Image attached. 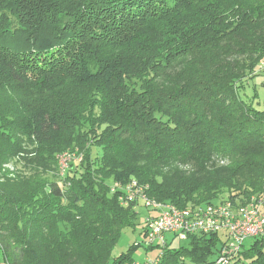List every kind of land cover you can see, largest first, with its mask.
Masks as SVG:
<instances>
[{"label":"trees","instance_id":"trees-1","mask_svg":"<svg viewBox=\"0 0 264 264\" xmlns=\"http://www.w3.org/2000/svg\"><path fill=\"white\" fill-rule=\"evenodd\" d=\"M263 55L264 0H0L6 264L133 262L112 258L139 206L115 183L178 209L258 199L264 109L239 89ZM66 152L82 160L61 175ZM249 240L231 264H264ZM187 242L157 264H213L222 238Z\"/></svg>","mask_w":264,"mask_h":264},{"label":"built area","instance_id":"built-area-1","mask_svg":"<svg viewBox=\"0 0 264 264\" xmlns=\"http://www.w3.org/2000/svg\"><path fill=\"white\" fill-rule=\"evenodd\" d=\"M258 72L264 73V55L259 62ZM81 157L70 152L61 154L60 174H64L70 162H80ZM116 191L123 193L118 199L121 205L128 206L140 201L146 209L155 212L153 217L147 219L144 231L146 247L156 241L165 246L166 234L182 239L195 234H217L221 235L222 243L218 246L213 264H231L242 251L246 240L264 239V190L258 199L246 205L234 206L227 202L214 207L184 209L150 200L145 196L144 189L134 181L124 186L114 184L111 192L116 193ZM160 257L161 255L155 261L146 264H157Z\"/></svg>","mask_w":264,"mask_h":264},{"label":"rangeland","instance_id":"rangeland-1","mask_svg":"<svg viewBox=\"0 0 264 264\" xmlns=\"http://www.w3.org/2000/svg\"><path fill=\"white\" fill-rule=\"evenodd\" d=\"M263 1V0H258ZM260 62V60H259ZM259 65V63H258ZM258 65L256 73H250L245 80L242 82L241 89H239V95L247 103H253L254 107L263 110L264 109V73L258 72ZM77 152V151H75ZM94 153L98 156L101 155L99 148L94 149ZM223 164V163H221ZM225 164V163H224ZM4 173L10 175L9 177H14L17 173H22V168L15 167L13 164L3 167ZM132 182V180L130 181ZM117 184V183H115ZM148 198V197H147ZM152 200V199H150ZM139 206L136 207V225L134 228H124L121 231L120 238L112 252V258L119 257L121 254L127 253L130 248H133L131 258L133 262L137 264H146L155 261L159 255H163L165 246L171 248H180L187 246V238H176L172 234H166L164 238L165 246L162 243L156 241L151 246H145L144 231L147 226V219L153 217L155 212L150 209H146L143 202L139 201ZM251 240H246L244 243V248L247 249ZM146 248V250H145ZM187 263V262H185ZM249 261L242 258L238 264H248Z\"/></svg>","mask_w":264,"mask_h":264},{"label":"crops","instance_id":"crops-1","mask_svg":"<svg viewBox=\"0 0 264 264\" xmlns=\"http://www.w3.org/2000/svg\"><path fill=\"white\" fill-rule=\"evenodd\" d=\"M0 264H6L5 260L2 257V254L0 253Z\"/></svg>","mask_w":264,"mask_h":264}]
</instances>
